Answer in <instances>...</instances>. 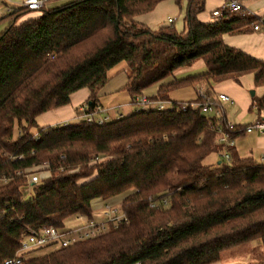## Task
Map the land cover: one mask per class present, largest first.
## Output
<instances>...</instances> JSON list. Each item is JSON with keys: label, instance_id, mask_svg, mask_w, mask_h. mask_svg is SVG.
I'll use <instances>...</instances> for the list:
<instances>
[{"label": "trees", "instance_id": "16d2710c", "mask_svg": "<svg viewBox=\"0 0 264 264\" xmlns=\"http://www.w3.org/2000/svg\"><path fill=\"white\" fill-rule=\"evenodd\" d=\"M162 1L68 0L35 15L19 6L3 18L0 264L15 255L29 229H60L69 217L92 219V201L119 196L125 220L20 264H212L253 241L261 242L264 255V163L240 157L234 147L226 148L228 162L218 157L216 164L204 163L223 146L215 142L214 119L199 110L134 107L100 124H36L38 115L69 104L82 88L90 92L86 112H92L108 71L121 62L127 64L121 90L132 104L141 96L176 106L202 102L197 94L174 101L169 93L204 86L213 98L216 85L239 84L246 75L253 90H264V60L223 40L248 32L259 18L224 11L204 23L198 16L205 0H187L181 31L173 25L151 29L135 20ZM16 12L30 16L10 19ZM199 59L204 71L174 78L177 69ZM152 86L155 93L144 95ZM251 101L257 112L264 111V91ZM221 122L227 126L223 109ZM241 128L226 130L237 138ZM41 166L47 175L23 199L26 174ZM249 264H264V256Z\"/></svg>", "mask_w": 264, "mask_h": 264}, {"label": "crops", "instance_id": "0c3cea01", "mask_svg": "<svg viewBox=\"0 0 264 264\" xmlns=\"http://www.w3.org/2000/svg\"><path fill=\"white\" fill-rule=\"evenodd\" d=\"M45 8H53L56 6L63 5L68 0L59 1V0H43ZM167 2L168 4L162 8L167 9L169 5L173 4V0H166L160 2V4H164ZM187 2V0H184ZM225 0H205V8L202 13L199 14L198 18L200 21L204 23H209L214 20L211 16V11L219 8L223 5ZM243 9L248 11L253 15V17L260 18V16H264V0H241ZM174 5V4H173ZM156 6V8H158ZM164 6V5H162ZM19 7L18 0H0V32L3 25H7V20L3 19L8 13H10L13 9ZM155 8V9H156ZM157 10V9H156ZM175 11V7H173ZM153 12V11H152ZM173 13V11H171ZM31 15H35L32 13ZM185 16V12L183 14ZM30 16V15H29ZM168 19L171 17H154L153 13H146L143 15H139L135 18V20L139 23H142L148 26L151 29H157L160 26L167 25ZM182 26L179 28L181 30L184 29V17H182ZM6 27V26H4ZM250 30L246 33L236 34V35H224V42L232 47L238 48L249 55L264 60V24H262L259 29L254 30L253 25L250 26ZM126 80V74L120 80L113 81L110 77L106 85L99 91L98 93V104L103 107L101 102L102 97L112 96L121 91L122 86L124 85ZM245 84L244 86H242ZM247 87V88H245ZM248 89H252V77L250 75H246L241 78L240 83L237 84L232 81H226L220 83L214 87V91L217 93H224L228 95L230 98L229 101H223L219 103L223 109L224 116L227 122L230 125H240L245 126L256 119H264V111L259 113L257 112L255 107H251V96L248 94ZM147 90V89H146ZM145 90V91H146ZM144 91V95L146 92ZM156 91V86L154 88L153 95ZM263 89H255V95L261 96L263 93ZM90 92L87 88H82L80 90L75 91L70 96V103L56 108L54 110L46 111L36 117V124L38 127H47V126H58L64 125L66 123H73L78 121L80 116L83 114V106L87 102V98ZM149 96V94H148ZM236 104L239 109L236 117L230 119L227 117L223 104ZM251 108V109H250ZM117 117V116H116ZM35 133V132H34ZM234 152L237 153L240 157H251L255 161L259 163H264V134H259L256 132L251 133H242L235 139L234 144ZM217 163V162H216ZM103 201L94 200L92 201V216H94V211L99 213ZM96 209V210H95ZM99 218V215L97 216ZM96 219V218H95ZM65 225L68 227H78L79 223L73 219V217H69L64 221ZM212 264H226L223 263L222 258L220 261L212 263Z\"/></svg>", "mask_w": 264, "mask_h": 264}, {"label": "built area", "instance_id": "2783aa9c", "mask_svg": "<svg viewBox=\"0 0 264 264\" xmlns=\"http://www.w3.org/2000/svg\"><path fill=\"white\" fill-rule=\"evenodd\" d=\"M18 3L19 6L24 7L32 12H37L42 9V7H44L43 0H18ZM224 11L238 14L240 13L241 15L248 17L253 16L251 13L243 9L241 0H225L221 7L211 11V16L214 19H218L223 15ZM171 21V19H168V23ZM262 24H264V16H260L259 21L253 25V29H259ZM196 91L197 96L202 100V102H194L191 104H182L176 106L168 101H151L149 98L141 96L135 98V104L133 105L135 107H141L145 109L155 108L158 111L174 110L176 112H184L187 110V108L199 110V112L206 116V118L210 120L214 119L215 124L212 126V130L217 134L215 142L218 145L223 146V150H221L217 155L228 162L229 153L226 148L233 147L236 138L231 136L229 131L226 130L231 128L232 125H230L228 122L227 126L222 125V107L220 104L218 106L214 101L221 103L223 101H229L230 98L224 93H217L212 98V96L208 95L206 90L203 88H198ZM87 109L88 107L85 104L82 108L83 114L78 120H85L87 122L96 121L99 124L107 121V116L103 118L99 117L100 112L104 113V109L101 105L97 104L92 112H86ZM240 130L243 133L256 132L259 134H264V119H256L243 126V128ZM19 157L21 156H18V158ZM98 159L100 160L101 158ZM17 173L20 174L21 172ZM39 175V172L37 170L35 171L34 169L32 172L26 174V185L22 189L23 199L32 195V185L40 180ZM162 202L165 204L166 200L163 199ZM155 205L156 202L151 201V206ZM99 215H101V218L97 220L95 218L88 219L83 216L75 217V220L79 223V226L75 228L66 227L64 223L65 227L63 226L64 228L60 229L54 226H46L40 229H29L20 239L19 247L15 255L11 258L5 259L3 264H20L29 258L28 253L34 249H39L43 246H56V249L59 247H65L80 239L93 237L103 233L110 225L116 226L118 223L125 220L120 206H114L110 202L103 203L101 210L99 211Z\"/></svg>", "mask_w": 264, "mask_h": 264}, {"label": "rangeland", "instance_id": "374dc122", "mask_svg": "<svg viewBox=\"0 0 264 264\" xmlns=\"http://www.w3.org/2000/svg\"><path fill=\"white\" fill-rule=\"evenodd\" d=\"M59 1H64V0H59ZM167 4H168L167 2H164V4L161 3L160 6H157L158 7L156 8L157 10L154 9L153 12L151 13H153L154 17H171L172 21L170 23H167V25H173L176 28V30H180L179 28H181L182 26V20H183L182 17H184L183 14L185 12L186 2H184V0H182L180 4H176L174 2L173 3L174 5L171 4L169 5L167 9L163 10L162 8H164ZM173 7H175V11L173 10ZM171 11H173V13H171ZM32 13H35V12H32ZM28 15L29 13L27 15H23L22 12H16L13 16H11L10 19L14 20L18 18L17 21H20L21 19L28 17ZM4 26L6 25H3L1 30L5 28ZM204 70H205V63L203 60L199 59L190 66H184V67L177 69L173 75H174V78L180 79L188 75L200 73ZM126 72H127V64L125 62H121L108 71V77H110L113 81H117V80H120L122 77H124V74H126ZM244 85L245 84H243L242 86ZM154 88L155 86L148 88L145 91L146 92L145 94H147V96L149 94L150 96V94L154 92ZM198 88H203L204 90H206V92L209 91V88H205L204 86L203 87L195 86L194 88L184 87V88L171 91L169 93V98L174 101H187V100L194 99L197 93L196 90ZM213 90H212L213 94H216V91H213ZM251 90L252 89H248V92H249L248 94H250ZM101 102L103 104L104 113L100 112L99 117L103 118L107 116V121L112 120L116 116L129 114L134 110V107H135L131 103L130 97L128 96V94L123 90L119 91L115 95L107 96L106 98L102 97ZM223 106H224L226 115L229 118V120L236 117L239 111L236 104L231 105L227 103V104H223ZM34 132H36V130H34ZM218 157L219 156L217 154L211 153L204 159V163L216 164V162L219 161ZM43 168L44 166L34 169L35 171L37 170L39 172L40 177H45L47 175V173L43 171ZM121 198L122 196H119L115 200L110 201V203L118 207L120 206L119 200ZM98 215L99 213L97 211H94V216L96 220L101 218V215H99V218L97 217ZM73 219H76V218L73 217ZM54 249H56V246H43L39 249L32 250L31 252L28 253L29 254L28 256L30 257V256L43 255ZM263 256L264 255H263L261 242L253 241L247 244L234 247L228 251H225L222 254V261L223 263H226V264H249L252 262L261 261L263 259Z\"/></svg>", "mask_w": 264, "mask_h": 264}, {"label": "water", "instance_id": "95a60500", "mask_svg": "<svg viewBox=\"0 0 264 264\" xmlns=\"http://www.w3.org/2000/svg\"><path fill=\"white\" fill-rule=\"evenodd\" d=\"M255 94L254 90L250 91V96L252 97Z\"/></svg>", "mask_w": 264, "mask_h": 264}]
</instances>
